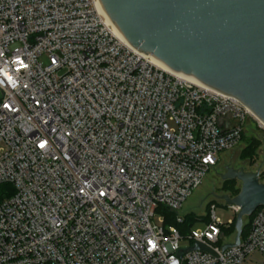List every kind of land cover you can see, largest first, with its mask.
Instances as JSON below:
<instances>
[{"label": "built area", "instance_id": "1", "mask_svg": "<svg viewBox=\"0 0 264 264\" xmlns=\"http://www.w3.org/2000/svg\"><path fill=\"white\" fill-rule=\"evenodd\" d=\"M249 124L264 130L235 98L130 47L98 0H0V185L13 188L0 264H264V207L226 250L239 208L223 224L212 207L185 237L159 213L181 224Z\"/></svg>", "mask_w": 264, "mask_h": 264}, {"label": "water", "instance_id": "2", "mask_svg": "<svg viewBox=\"0 0 264 264\" xmlns=\"http://www.w3.org/2000/svg\"><path fill=\"white\" fill-rule=\"evenodd\" d=\"M112 27L134 50L170 72L192 78L238 100L264 125V0H98ZM237 180L233 244L239 245L243 218L264 207L259 172L227 169ZM193 250L206 248L195 245Z\"/></svg>", "mask_w": 264, "mask_h": 264}, {"label": "rangeland", "instance_id": "3", "mask_svg": "<svg viewBox=\"0 0 264 264\" xmlns=\"http://www.w3.org/2000/svg\"><path fill=\"white\" fill-rule=\"evenodd\" d=\"M40 62L45 66L47 57H42ZM253 130L254 125L249 124L246 129L245 137L247 138L234 150L221 155L216 166L205 176L201 185L183 203L179 214L183 217L190 216L192 221H199L192 225L191 230L196 231L204 228L205 223L209 221V212L212 207H215L214 213L223 224H227L234 218L230 208L224 205V201L218 199L220 196L234 198L240 192L241 183L239 181L222 180V176H225L228 172L227 169L251 174L259 172V182L264 184V130L255 132ZM251 137H256L259 145L252 157H245L244 152ZM158 217L156 216L152 220V224L157 223ZM242 222L244 226L247 223V218H243ZM229 236L226 235L227 238ZM180 247L182 249L187 248L189 243L181 241Z\"/></svg>", "mask_w": 264, "mask_h": 264}, {"label": "trees", "instance_id": "4", "mask_svg": "<svg viewBox=\"0 0 264 264\" xmlns=\"http://www.w3.org/2000/svg\"><path fill=\"white\" fill-rule=\"evenodd\" d=\"M247 137H243L245 140ZM259 143L257 142L256 137L249 138V145L246 147L244 156L245 157H252L255 154V149ZM13 193V188L9 184L0 185V203L7 197H9ZM238 194V193H237ZM159 213L163 215V227H175L181 237H185L191 231V227L195 222L199 221H192L190 216L183 217V221L181 224L176 222V213L169 212L165 209H159ZM252 216L247 218V223L242 228L241 237L244 239L249 232L250 223H251ZM209 222V221H208ZM234 224L235 220L233 221L232 225L224 230L225 235H230L234 233Z\"/></svg>", "mask_w": 264, "mask_h": 264}, {"label": "bare ground", "instance_id": "5", "mask_svg": "<svg viewBox=\"0 0 264 264\" xmlns=\"http://www.w3.org/2000/svg\"><path fill=\"white\" fill-rule=\"evenodd\" d=\"M100 10H101V8H100ZM101 12H102V10H101ZM103 13V12H102ZM104 15V14H103ZM115 30V29H114ZM115 32H116V34H117V36H119L120 38H122L121 36H120V34L115 30ZM154 60V59H153ZM154 63L158 66V67H160L161 69H163V70H166V71H168V69L166 68V67H164L161 63H159V62H157L156 60H154ZM191 80H193L192 78H190ZM194 81V80H193Z\"/></svg>", "mask_w": 264, "mask_h": 264}]
</instances>
